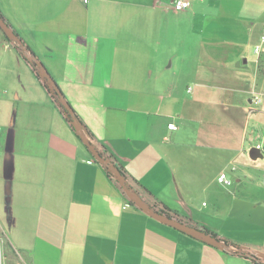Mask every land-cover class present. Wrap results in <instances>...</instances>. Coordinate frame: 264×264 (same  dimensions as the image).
I'll use <instances>...</instances> for the list:
<instances>
[{
  "label": "crops",
  "instance_id": "obj_1",
  "mask_svg": "<svg viewBox=\"0 0 264 264\" xmlns=\"http://www.w3.org/2000/svg\"><path fill=\"white\" fill-rule=\"evenodd\" d=\"M173 2L0 0V9L98 142L152 193L146 202L264 263V158L250 157L264 142V51H254L264 0H193L183 12ZM4 46L0 228L10 250L28 264H253L132 206ZM223 172L232 186L218 181Z\"/></svg>",
  "mask_w": 264,
  "mask_h": 264
},
{
  "label": "water",
  "instance_id": "obj_2",
  "mask_svg": "<svg viewBox=\"0 0 264 264\" xmlns=\"http://www.w3.org/2000/svg\"><path fill=\"white\" fill-rule=\"evenodd\" d=\"M0 29L4 32L5 36L8 37V39L11 41V43L19 44L23 51L22 54L23 56L30 61L31 63L35 64L40 72L41 75L48 80L50 85L53 87V89L56 91L62 107L66 110V115L71 119V125L77 134V136L81 139V141L84 143V145L88 148V150L91 152V154L95 157V159L100 162L103 165H109L110 169L114 172L116 180L119 182L121 187L124 189L126 192L127 196L129 199L138 207L140 208L143 212L148 214L150 217L156 219L157 221L168 225L170 227H173L191 237H194L196 239H199L203 241L204 243L219 248L221 250H225L226 248V243L222 240H220L218 237L206 232L205 230L194 226L191 223H184L180 220L177 219H172L169 218L168 216L161 214L151 207L148 206V204L145 202V200L136 195L128 186L127 184V177L123 175V173L120 171V169L113 165L108 159L103 157L99 151V149L94 145L91 140L87 137L81 123L79 122L78 118L76 117L74 113V109L65 97L64 93L62 90L59 88V86L56 84L55 80L53 79L52 75L44 65V63L35 55L30 54L23 48L22 41L20 38L17 36L15 31L11 26L7 24L5 19L1 16L0 14ZM250 157L253 160H258V159H263V155L261 154V151L257 148H253L250 151ZM233 250V249H231ZM234 251V250H233ZM238 252V251H234ZM252 255L249 253V256Z\"/></svg>",
  "mask_w": 264,
  "mask_h": 264
},
{
  "label": "trees",
  "instance_id": "obj_3",
  "mask_svg": "<svg viewBox=\"0 0 264 264\" xmlns=\"http://www.w3.org/2000/svg\"><path fill=\"white\" fill-rule=\"evenodd\" d=\"M0 14L1 16L5 19V21L7 22V24L9 26H11L13 28V30L15 31V33L17 34V36L20 38V40L22 41L23 44V48L29 52L32 55H35V52L30 48V46L25 42V40L23 39V37L16 31V29L13 27V25L10 23V21L4 16L3 12L0 9ZM6 40L12 45V47H14V49L19 53V55L23 58V60L32 68L33 73L35 74V76L37 77V79L40 81L41 85L44 87V89L47 91L51 102L53 104H55L56 108L59 110V112L63 115V117L65 118L66 122L69 124V126L73 129L72 125H71V119L69 117H67L66 115V110L62 107L60 99L56 93V91L53 89V87L50 85V83L48 82V80L46 78H44L41 75V72L39 70V68L31 63L30 61H28L22 54V47L15 43H11V41L8 39L7 36H5ZM56 82V81H55ZM57 84V82H56ZM58 85V84H57ZM59 86V85H58ZM60 88V87H59ZM61 89V88H60ZM74 109V108H73ZM74 113L76 115V117L78 118L79 122L81 123L87 137L91 140V142L96 145V147L99 149L101 155L103 157H105L106 159H108L113 165L117 166L120 171L123 173V175H125L127 177V184L129 186V188L138 196L142 197L144 199V194H149L152 195V193L143 185L136 183L134 181H132L127 173V171L125 170V168L118 163V161L109 154L107 148L104 145H101L97 138L95 137V135L92 133V131L87 127V125L84 123V121L81 119V117L78 115V113L74 110ZM74 131V129H73ZM93 156V155H92ZM94 160L102 165L103 169L105 170L108 178L115 183V185L122 191V193L129 199V197L127 196L126 192L124 191V189L121 187V185L119 184V182L116 180L115 174L114 172L110 169L109 165H103L100 162H98L95 157L93 156ZM145 200V199H144ZM129 202L132 206H134L135 208H137L138 210H141L140 208H138L130 199ZM146 202V201H145ZM149 207H151L152 209H154L155 211L164 214L166 216H168L169 218L172 219H177L180 220L184 223H190L187 222V220L182 217L180 215L179 212L170 209L169 207H167L165 204L163 203H159L158 201H156L155 203H148ZM192 224V223H191ZM203 230H205L206 232L218 237L220 240L224 241L226 243V248L224 250V252H226L227 254L233 255V256H237V257H243L245 259L251 260V262L253 264H264L258 257L254 256V255H250L249 256V252H244L240 249V246L235 244V243H231L229 240H224L222 238H220L219 235H217L216 233H213L212 231L208 230L207 228L203 227ZM9 247L11 248L12 246L9 244ZM232 248H236L238 249V252H234L233 250H231Z\"/></svg>",
  "mask_w": 264,
  "mask_h": 264
},
{
  "label": "built area",
  "instance_id": "obj_4",
  "mask_svg": "<svg viewBox=\"0 0 264 264\" xmlns=\"http://www.w3.org/2000/svg\"><path fill=\"white\" fill-rule=\"evenodd\" d=\"M193 6V0H174L173 2V8L175 11L177 12H183V11H187L189 9H191ZM254 51L257 55H261L262 52L264 51V32L263 35L261 37V41L258 45L255 46ZM260 103V100H257V104ZM169 128L172 130H177V126L175 125V123H171L169 124ZM1 147V146H0ZM255 148L259 149L261 151V154L263 155L264 158V142H258L257 145H255ZM233 170L236 169L235 166H233L232 168ZM218 181L226 186V187H230L233 185V180L229 177L227 172H223L219 175L218 177ZM3 243V238L2 236H0V244ZM234 251H237L238 249L236 248H232Z\"/></svg>",
  "mask_w": 264,
  "mask_h": 264
},
{
  "label": "rangeland",
  "instance_id": "obj_5",
  "mask_svg": "<svg viewBox=\"0 0 264 264\" xmlns=\"http://www.w3.org/2000/svg\"><path fill=\"white\" fill-rule=\"evenodd\" d=\"M0 41L1 47H5L4 45H8L12 47V45L6 40L4 32L0 29ZM0 228V236L3 238V243L0 244V264H28V260L26 256L19 255L15 250H10L7 246V241L4 238V235L1 233Z\"/></svg>",
  "mask_w": 264,
  "mask_h": 264
}]
</instances>
